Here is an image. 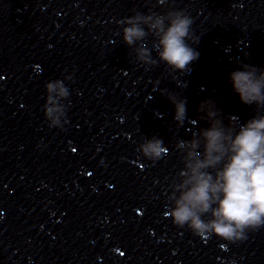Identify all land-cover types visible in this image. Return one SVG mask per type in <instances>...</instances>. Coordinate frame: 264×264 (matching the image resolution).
I'll list each match as a JSON object with an SVG mask.
<instances>
[{
	"label": "water",
	"instance_id": "1",
	"mask_svg": "<svg viewBox=\"0 0 264 264\" xmlns=\"http://www.w3.org/2000/svg\"><path fill=\"white\" fill-rule=\"evenodd\" d=\"M56 80L70 95L52 93L65 114L48 119ZM147 140L76 60L0 0V264H235L215 234L173 223L177 175L143 155Z\"/></svg>",
	"mask_w": 264,
	"mask_h": 264
},
{
	"label": "clouds",
	"instance_id": "2",
	"mask_svg": "<svg viewBox=\"0 0 264 264\" xmlns=\"http://www.w3.org/2000/svg\"><path fill=\"white\" fill-rule=\"evenodd\" d=\"M158 3L163 5L165 0ZM119 23L127 25L123 27L127 45L140 42L135 51L143 64L158 63L145 43L149 34L157 39L154 48L159 61L174 71H186L199 57L186 43L193 20L183 11L148 15L137 12ZM241 69L229 73L233 90L243 103L264 107V71L248 64H242ZM46 88L47 118L51 119L53 112L64 115V105L52 93L58 89V97L67 99L68 88L61 80L49 82ZM169 99L175 107L174 119L182 127L187 118V100L175 96ZM49 104L57 107H48ZM200 111L206 113L204 118L209 127L176 143L184 167L171 185L170 200L174 206L170 216L175 225L180 228L187 225L201 237L215 234L229 242L245 240L246 230L264 226V115L254 116L237 129V118L232 117L225 125L220 110L211 100L203 101ZM140 150L154 163L169 152L163 140L155 136L141 144ZM208 214L211 218L204 219Z\"/></svg>",
	"mask_w": 264,
	"mask_h": 264
}]
</instances>
